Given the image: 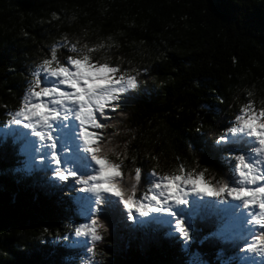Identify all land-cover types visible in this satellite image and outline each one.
<instances>
[{
    "label": "trees",
    "instance_id": "16d2710c",
    "mask_svg": "<svg viewBox=\"0 0 264 264\" xmlns=\"http://www.w3.org/2000/svg\"><path fill=\"white\" fill-rule=\"evenodd\" d=\"M65 39L77 46L104 45L95 53L99 60L149 70L141 77L147 92L103 130L106 147L127 153V184L135 182L136 166L148 175L174 172L181 163L197 167L198 157L187 147L196 128L210 139L249 100L257 110L264 107V0H0V124L7 112L19 109L31 73L50 58L53 46L61 58L71 54L60 47ZM22 159L8 141L0 157V172L8 170L0 174V264H84L75 250L52 244L43 233L44 227L53 235L57 229L69 231L70 214L29 180L17 182L10 169ZM199 167L208 169V179L223 177L216 164L199 159ZM149 187L138 184L137 196ZM219 223L200 220L203 231L194 233V241ZM225 227L226 234L234 232ZM42 234L47 245L40 242ZM103 235L94 264H184L187 259L179 244L167 240L134 243L114 255L111 237ZM191 251L208 264L229 257L230 264L239 261L233 243L193 242Z\"/></svg>",
    "mask_w": 264,
    "mask_h": 264
},
{
    "label": "snow or ice",
    "instance_id": "6c2138e0",
    "mask_svg": "<svg viewBox=\"0 0 264 264\" xmlns=\"http://www.w3.org/2000/svg\"><path fill=\"white\" fill-rule=\"evenodd\" d=\"M77 44L64 40L60 47L71 53L64 58L56 46L51 48L50 58L31 73L19 109L7 112L8 119L0 124V157L7 153L8 141L23 157L10 169L17 182L29 180L30 187L70 214L69 231L57 229L53 235L44 227L50 242L94 264L96 245L105 241V233L114 255L134 243L167 240L180 245L187 256L184 264H208L191 251V244L219 241L236 245L238 264H264V107L257 110L249 100L210 139L196 128L187 147L198 157L197 167L181 163L174 172L148 175L136 166L135 182L127 184V153L106 147L103 130L113 127L108 121L125 115L123 109L147 92V80L141 77L149 70L97 59L95 53L104 45ZM199 159L216 164L222 179H208ZM141 183L150 187L137 196ZM210 218L220 223L194 241V233L203 231L198 222ZM229 221L237 231L226 234ZM40 242L49 243L43 234Z\"/></svg>",
    "mask_w": 264,
    "mask_h": 264
},
{
    "label": "rangeland",
    "instance_id": "374dc122",
    "mask_svg": "<svg viewBox=\"0 0 264 264\" xmlns=\"http://www.w3.org/2000/svg\"><path fill=\"white\" fill-rule=\"evenodd\" d=\"M228 225L234 230V231H237V226L234 222H228ZM250 255V254H249ZM239 259V257H238ZM83 264V263H81ZM84 264H86V261H84Z\"/></svg>",
    "mask_w": 264,
    "mask_h": 264
}]
</instances>
